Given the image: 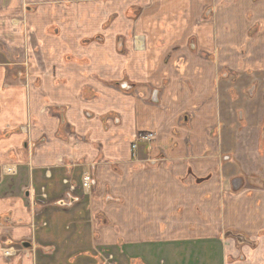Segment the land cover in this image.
I'll return each mask as SVG.
<instances>
[{"label":"crops","instance_id":"0c3cea01","mask_svg":"<svg viewBox=\"0 0 264 264\" xmlns=\"http://www.w3.org/2000/svg\"><path fill=\"white\" fill-rule=\"evenodd\" d=\"M34 1L38 11L27 27L36 40L31 46L49 49L44 62L60 82L49 76L42 83L34 67L32 77L40 82L30 89L0 62V264H96L90 255L97 251L114 255L117 264H264V134L257 164L250 166L242 153L233 158L232 137L227 142V135L216 132L222 126L219 80L264 69L258 60L233 56L239 45L234 32H243L246 42L258 26L264 34V2L140 0L146 7L125 54L116 38L132 32L128 21L111 25L103 44L90 53L82 38L107 32L101 11L92 14L82 2L72 8ZM208 8L215 20L202 23ZM45 9L51 22L52 9L63 20L61 38L46 35ZM9 12H0L5 23ZM64 16L85 22L74 27ZM24 32L23 24L0 23V39L10 46H24ZM202 33H208L207 40ZM192 34L207 55L194 53ZM68 49L74 58L91 62L98 79L138 83L139 95L92 83L88 68L82 73L79 63L62 54ZM69 63L72 68L63 65ZM89 84L96 100L81 95ZM152 89L159 104L152 101ZM25 125L30 135L20 131ZM74 132L82 138H74ZM11 163L16 174L4 173ZM87 172L93 177L90 200L75 196L64 212L49 206L42 217L36 215L41 206L35 196L42 186L50 203L66 204L61 198L65 177L80 185ZM108 192L127 199L125 210L103 200ZM87 207L92 226L86 225ZM182 208L188 214H178ZM101 215L124 226L123 234L100 223ZM186 221L193 230L184 228ZM69 223L77 226L67 230ZM210 240L216 241L213 247L195 243ZM241 255L248 259L240 260Z\"/></svg>","mask_w":264,"mask_h":264},{"label":"rangeland","instance_id":"374dc122","mask_svg":"<svg viewBox=\"0 0 264 264\" xmlns=\"http://www.w3.org/2000/svg\"><path fill=\"white\" fill-rule=\"evenodd\" d=\"M133 1H137V2H133ZM139 1L140 0H84V1L83 0L82 1L81 0H54L53 2L61 3V4L66 3L67 6H70L72 8H75L76 5L77 6L80 5L81 2L85 4L87 3L88 7L90 8V11H92V14H96L97 11L99 12L101 11V13L104 14L103 19H105V22L103 24V29H104L103 31H107V32H104V33L100 32L98 34L96 33L89 37L85 35L82 38V45L86 47L88 46V50L90 51V53H92L95 48L93 46L103 44V42L105 41L104 35L108 33V29L111 28V25H114V24L116 25V23L118 22L120 18L123 19V21L124 20L126 22L128 21V24L132 26V32L130 34L126 33V36H124L123 34L118 35V37L116 38V40H118V46H119L118 50L122 51V53L128 54L127 53L128 48L125 47V43L131 42L132 38L134 37L135 27L136 25H138L140 21L139 20L140 16L145 10V9L143 10L142 8L146 7L145 6L146 4L140 5ZM0 2H1L0 12H3V10L6 8H9L10 10V12L7 13L6 15L8 17V20H6V23L11 25V27L12 26L18 27L23 24V26L25 27L24 33L26 34L25 45L22 47L10 46L7 41L0 39V62L7 63L5 65H7L8 67V70H9L8 72L16 75L17 79L22 80L24 85L27 88H30V89L36 88V86L40 82L38 79L34 80L32 77L34 67L37 68L38 71L40 72L42 83H43V79L48 78L49 76H51L54 80L60 82V78L58 76L52 75L54 74V70L49 69L51 68V65L44 62L46 59L45 56L50 55V53L48 52L49 49L44 50L43 52L42 47H37V49H35L34 51L31 44H35L36 40L35 38H33L32 32L27 33V29H28L27 27H29V25L32 24V16L38 11L37 3L34 0H14V2H12V0H0ZM260 2H264V0H261ZM112 4H115V5L113 6ZM263 7H264V3H263ZM52 10H53V16H52L53 21L52 22L50 21L51 15L48 12V10L44 12V14L46 15H41V19L47 22L46 25L47 26L50 25L49 27L50 29H48L46 35L48 37L50 35V36H53L54 38H61L63 34L60 33V27L58 26V22H61L63 20H60V21L57 20L55 16V10L54 9ZM262 13L264 14V8H262ZM120 14L122 15V17H120ZM214 14L215 13L212 11V8H208L206 10V13L202 15L201 22L206 23V22H209L208 20H211V22H213L215 20ZM251 15L252 14H250V18L252 19ZM1 16L2 15L0 14V23H3L4 25L6 24L4 20L5 18ZM96 17L97 16H93L91 18V19H94L93 23L96 21L95 20ZM79 19H80L79 17L64 16V20H65L64 23H70L74 27L76 26L80 27V24L83 19L82 20H79ZM83 22H85V20H83ZM123 23L124 22H122V24ZM117 25H121V24H117ZM261 25H262V28L264 29V25L263 24ZM260 30H261L260 26H258L257 31L256 30H254V32L253 30L250 31L249 33L250 36L247 42H246V39L242 38V36L245 35L243 32H237V33L234 32L233 39L236 42H238L240 46L239 45L237 46L235 53L233 52V56H244L245 58L250 57L254 61L258 60L257 63L259 64H256V65L258 67L264 68V63H262V61H264V34H261L263 32H259ZM202 34L206 36V37H203V39L207 40L208 33H202ZM198 40L199 39L196 35L192 34L190 36V41H192L191 47L194 53L199 54V55L201 54L207 55L206 53H204L203 50H201L198 47L199 46ZM246 43L250 45L249 48L246 47ZM62 54L66 56V59L68 60V62L79 63L76 66L78 67L82 66L83 68L82 73H85L88 70L89 79L91 80V78H94V80H91L92 83H95V84L100 83L104 85H109L111 87H115L118 89L130 91V92L133 91L132 93H136L139 95V91L137 90L139 87L138 83L137 84L131 83V81H129L130 82L129 83L128 80H107V79L102 80V78L98 79V77L94 74L92 70L93 64L91 62H89L86 59L74 58L73 57L74 55L71 54L69 49L66 53L63 51ZM63 65H65L66 67L71 66L70 68L73 67V65H71L70 63L63 64ZM53 66L57 67V65H53ZM225 75H227V78L219 80L218 82L219 83L218 92H220L219 102L221 103L220 105L222 108V113L220 114L221 119H222V123H221L222 126L221 128L217 129L216 132L218 135L220 132L227 135L226 137L227 142L229 141L230 137H232L231 139L233 140L232 146L235 149L233 150L234 152L233 158L238 159L239 158L238 156L240 155L239 153H242L243 160H246L248 162L247 163L248 165L255 166L257 164V156H258L257 154H259L258 151L261 150L259 145L261 142V138L264 134V69L263 71L261 70L257 71L256 68L254 69V71L250 69V71H248V75H246L245 73L243 75L236 74V73L225 74ZM152 92H153V95L151 97L152 101L155 102V104L156 103L159 104L158 91L157 90L154 91V89H152ZM81 95L83 97H87L89 100H96L97 93H96L94 85L89 84V87L87 89L85 88ZM42 96L44 97V94ZM190 116L192 117L193 113H191ZM26 127H28L27 130H23V128L20 127V131L27 132L30 135L31 133L30 125ZM72 136L76 138L77 140L82 138L81 134L76 133V132L72 133ZM220 139L224 141L225 138L221 137ZM227 144L228 146H230L229 143ZM10 165H13V164L11 163ZM10 175H13V174H10ZM254 176L255 178H257V176L258 178L260 177L259 175H256V174H254ZM65 178L71 179L68 176ZM74 183L76 184V182ZM76 186L78 187L79 185H76ZM42 187H46L45 190L48 196L47 186H42ZM92 191H93V186H92V190L88 192L87 194L80 187L78 188L75 194L69 196L67 195V191L65 189L63 191V195L61 196V198L66 199L67 203L66 204L64 203L62 205L60 204L62 201L59 203L57 201H52V203H50L51 200L49 199V197H46V199H43L44 197H42L41 195L42 194V188H41L40 191L37 192L35 196V203H39L41 206V207L38 206L40 208H38L39 211L36 212V215H40V217H42L45 211L48 210L49 206L54 207L55 209H58V210L62 209V211L64 212V210L68 209L70 205L69 201L72 202V198H75V196L80 197L79 195H81L80 199L84 200L85 202L87 201V199L88 200L91 199V197L89 196L92 195ZM110 194L111 193L109 192L104 194L105 196L103 197L104 198L103 200L107 202L114 201L115 203L121 205V207L119 208L120 211L125 210V207L123 206H124V200L126 198L114 197ZM86 211H87V218L85 220L86 225L92 226V224L94 223V219H92V212L90 208L88 207ZM183 212H185L183 208L178 210V214L180 215L187 213V212L185 213ZM100 217H101L99 219L100 223L103 222L106 225L114 226L115 228L119 229V231L123 234L124 226H120L118 224H112L110 221L106 219V215L105 216L101 215ZM5 220H7V218ZM42 224L44 225L45 221H42ZM45 225H47V222ZM75 225L77 226V224L73 225L72 223H69V226L71 229L69 228L67 230H73V228H75ZM193 226H195L193 223L191 222L187 223L186 221L184 228L186 229L187 227V229H189L190 231V230H193ZM201 228H203V225ZM195 243L200 244V246L203 248L209 244L212 245L211 247H213V244L216 243V241L214 240H210V242L196 241ZM216 250L219 251V247L216 248ZM106 254L103 253V255L101 256V254H99L97 251V253H94L93 255H90V256L91 258L96 259V264H117V259L116 257H114V255H111V254L106 255ZM239 259L247 260L248 257L241 255L239 256ZM230 260L233 261L234 259H230ZM118 264H124V263L121 262Z\"/></svg>","mask_w":264,"mask_h":264},{"label":"built area","instance_id":"2783aa9c","mask_svg":"<svg viewBox=\"0 0 264 264\" xmlns=\"http://www.w3.org/2000/svg\"><path fill=\"white\" fill-rule=\"evenodd\" d=\"M22 128H23V130H27L28 129V127H26V126L22 127ZM150 136H151V134L146 136V138H148ZM132 148L133 149L137 148V145L136 144H132ZM3 170L7 174H16V172H17L16 166H14V165H5L3 167ZM64 182L66 184V188L65 189L67 191V195L71 196V195L75 194L77 192L78 188H80V187L87 194L88 192H90L92 190L93 177H92V175L89 172L85 173L83 175V177H82L81 184L78 187L76 186V184L74 183V181L72 179L66 178ZM41 195H42V197H44L43 199H46V197H48L47 193H46V190H45V187H42V194ZM5 252H6V254H10L8 248L5 249ZM110 257H112V256H110Z\"/></svg>","mask_w":264,"mask_h":264},{"label":"water","instance_id":"95a60500","mask_svg":"<svg viewBox=\"0 0 264 264\" xmlns=\"http://www.w3.org/2000/svg\"><path fill=\"white\" fill-rule=\"evenodd\" d=\"M27 194H29V193H27ZM74 200H75V199L72 198V201H74ZM61 204H64V201H62ZM23 246H25V247H29V246H31V243H30L29 241H24V242H23Z\"/></svg>","mask_w":264,"mask_h":264}]
</instances>
